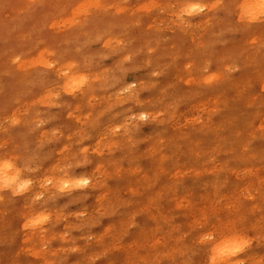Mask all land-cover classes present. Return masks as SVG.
Returning a JSON list of instances; mask_svg holds the SVG:
<instances>
[{
	"label": "clouds",
	"instance_id": "1",
	"mask_svg": "<svg viewBox=\"0 0 264 264\" xmlns=\"http://www.w3.org/2000/svg\"><path fill=\"white\" fill-rule=\"evenodd\" d=\"M0 264H264V0H0Z\"/></svg>",
	"mask_w": 264,
	"mask_h": 264
}]
</instances>
